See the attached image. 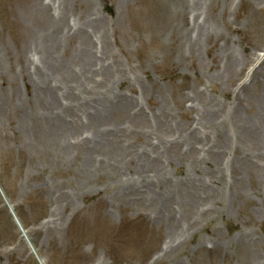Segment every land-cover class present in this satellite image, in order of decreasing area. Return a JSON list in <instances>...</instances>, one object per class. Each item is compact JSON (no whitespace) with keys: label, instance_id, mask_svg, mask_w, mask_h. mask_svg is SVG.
<instances>
[{"label":"rangeland","instance_id":"374dc122","mask_svg":"<svg viewBox=\"0 0 264 264\" xmlns=\"http://www.w3.org/2000/svg\"><path fill=\"white\" fill-rule=\"evenodd\" d=\"M63 1L0 0V264H264V0Z\"/></svg>","mask_w":264,"mask_h":264},{"label":"bare ground","instance_id":"6f19581e","mask_svg":"<svg viewBox=\"0 0 264 264\" xmlns=\"http://www.w3.org/2000/svg\"><path fill=\"white\" fill-rule=\"evenodd\" d=\"M59 1H60V3H64L63 0H59ZM52 2L54 4V1H52ZM49 8H50V6H49ZM63 10H65L63 7L60 8V14L58 16H56V18H53V20H51L52 22H50V23H51L52 26H55V24L57 23V21H61L63 19V17H64L63 16V12H62ZM95 20H99V17H96ZM64 21H62V22H64ZM70 28H71V25H68V23L65 24V22L63 23L62 32H66V35H65L66 37H68V32H69ZM79 29H80V27L76 28L75 30H79ZM46 33H48V35H49L47 40L42 39L39 36H37L35 39L33 38V43H34L33 45H34V47H33L32 50H35L36 51V53L38 54L39 58L44 62V64L47 67V71L44 70V69H41V68H36L37 75L39 77H41V78H44V83L47 86V83L45 82L46 81V78L49 77L50 80H52V78H54V77L61 76V74H60L61 72H59V69H57L55 67V64L53 63L54 62V59H53V56H52V50L55 49L56 47H59V44L61 43V41H62L63 38L62 37L59 38L57 34H55L53 36V31L52 32H49V30H46ZM79 33H82V31H79ZM90 57H92V56L87 51V49L84 48V47H82V49H80V52L76 55V57L75 58H71V62L70 63L62 64V65H60V67L63 68V69H67V67L65 68V66L71 65V63H74V64H83V65L87 64L88 65L90 63V61H89ZM76 58H77V60H76ZM239 61L242 62V59L241 58L239 59L238 57H236V59L234 61H232V62L235 63V62H239ZM88 71L89 70H87V72ZM69 73L71 74V77H72L73 76L72 71L69 72ZM77 73H79L80 75H84L85 74V70L84 69H80V71H78ZM230 78H232V76H230ZM60 80L61 81L62 80L64 81V77H62V79L60 78ZM71 80H73V79L71 78ZM50 90H51V92H50L51 95H49V105L51 104V102H55L56 101V86L54 88L50 89ZM101 100H102V98H101ZM0 101H1V96H0ZM3 104L4 103L1 104V102H0V105H3ZM88 105L89 106H92L91 103H88ZM100 108L101 107L93 108L94 110H91L90 112H96ZM60 112H62V111H60ZM207 114H208L207 116L203 115V118L202 119H204V122L205 121H211L212 122L213 120H215V118L217 116V111L216 110H210ZM56 115L59 116V115H62V113H57ZM1 118L6 119L7 121H11L12 116L11 115H5L4 112H3V110H1V107H0V119ZM27 121H29V123H30V125L32 127L31 119L30 118L29 119H26L25 122H27ZM55 129L56 130H59V128H55ZM55 129H53V130H55ZM66 132L67 131H65V132L63 131L61 133L64 134ZM176 132L178 133V140L179 141H183L185 143L183 145H188L189 148H192V149H196L198 147L197 146L198 143L199 142H203V139L204 138L207 139V137H208L207 136L208 133L207 134L206 133H203V136L200 137L201 134L197 130H192V131L186 132V130L183 127L177 128L176 129ZM33 133L34 132L31 131L29 133V135H32ZM109 135H110V132L109 133H106V134H102V133L101 134H97V133H95V134H93L91 136V138H95L96 137L95 144L98 146L99 149H102L103 146L109 142V138H108ZM105 138L108 139V142H106V143H104ZM68 144H69V142L67 141V142L64 143V145L61 146V150L63 151L64 154H66V157L65 158H67L69 156L68 155L69 152L65 151V148H66V146ZM174 146H176V145H174ZM209 150H212V147ZM65 158H63V159H65ZM85 160L86 159H84V161ZM92 164H93V157H90L89 156L87 158V160L85 161V167H83L82 170L83 171H91V172H93L92 169H91ZM164 170H166V169L164 168ZM163 175H166V171H165V173H163ZM94 183L96 184V187H97V183L95 181H93V182H88L86 184L87 186L85 188L90 187V186H94ZM83 186H84V184L81 187H83ZM79 191H81L80 194L82 196L85 194V192L83 191V188L80 189V190H76V193L78 194ZM176 191H178V190H176ZM69 200H71L70 204H74V202H75V195L74 196H71V198H69L68 201ZM32 250L36 254V256L38 257L37 251L34 248ZM37 261L39 263V257H38V260ZM40 263L43 264L42 261H40Z\"/></svg>","mask_w":264,"mask_h":264}]
</instances>
